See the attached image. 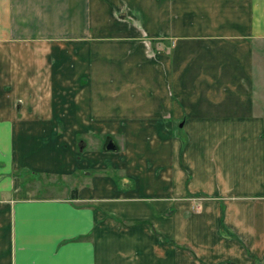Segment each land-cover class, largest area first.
Segmentation results:
<instances>
[{"label":"crops","instance_id":"0c3cea01","mask_svg":"<svg viewBox=\"0 0 264 264\" xmlns=\"http://www.w3.org/2000/svg\"><path fill=\"white\" fill-rule=\"evenodd\" d=\"M0 264H264V0H0Z\"/></svg>","mask_w":264,"mask_h":264},{"label":"rangeland","instance_id":"374dc122","mask_svg":"<svg viewBox=\"0 0 264 264\" xmlns=\"http://www.w3.org/2000/svg\"><path fill=\"white\" fill-rule=\"evenodd\" d=\"M96 144L97 145L99 144V140L96 142ZM106 145H105L104 148H106ZM89 149H93L92 151H94V152H90V154L88 155L89 158H94V159H90V160H94L96 163H99V162L100 163H102V162L107 163L106 166L103 167L104 169H101V170L100 169H97L98 167H96V168L94 167L95 168V171L94 172L95 173L102 172V173L107 174V175H110V176L112 175V177H115V179H117L120 182L121 181L120 177H123L124 175L122 176L123 173L121 171H118V170H114L113 169V167L116 168L114 166V164H113L114 163L113 161L115 160V157L114 156H111V155H115L116 154V151L107 149L108 153L110 154V155H108V158H109V160H108L106 156H102L101 157L99 155L98 151H95L96 149H98V147H96V148L89 147ZM116 164L118 165L119 162H116ZM106 167H110V168L105 170ZM26 180L27 179L25 178V182H26ZM37 186H38V184H37ZM37 186L36 185L35 186H32V188H31L33 190L32 192L37 193V192L40 191V188L37 187ZM50 191H54L55 193L57 192L55 190H50L49 189L48 192H50ZM57 193L61 194V192H57Z\"/></svg>","mask_w":264,"mask_h":264},{"label":"water","instance_id":"95a60500","mask_svg":"<svg viewBox=\"0 0 264 264\" xmlns=\"http://www.w3.org/2000/svg\"><path fill=\"white\" fill-rule=\"evenodd\" d=\"M107 149H117V146L113 139H110L106 145Z\"/></svg>","mask_w":264,"mask_h":264}]
</instances>
